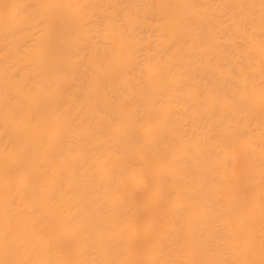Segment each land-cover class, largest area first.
I'll return each mask as SVG.
<instances>
[{
  "label": "bare ground",
  "instance_id": "6f19581e",
  "mask_svg": "<svg viewBox=\"0 0 264 264\" xmlns=\"http://www.w3.org/2000/svg\"><path fill=\"white\" fill-rule=\"evenodd\" d=\"M0 264H264V0H0Z\"/></svg>",
  "mask_w": 264,
  "mask_h": 264
}]
</instances>
